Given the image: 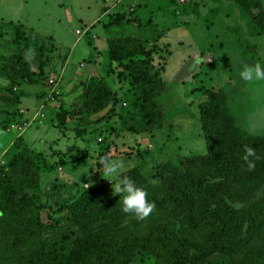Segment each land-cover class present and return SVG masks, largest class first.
I'll return each instance as SVG.
<instances>
[{"label":"rangeland","instance_id":"1","mask_svg":"<svg viewBox=\"0 0 264 264\" xmlns=\"http://www.w3.org/2000/svg\"><path fill=\"white\" fill-rule=\"evenodd\" d=\"M0 22V97L12 91L25 95L15 88L19 81L1 75L5 59L22 56L29 73L40 74L43 64L35 77L41 86H28V98L17 105L0 100V165L20 145L54 165L42 172L45 221L61 216L59 208L90 186L106 201L122 200L113 191L117 181L104 174L108 161H121L122 174L137 168L159 185L162 164L182 167L187 157L207 156L201 104L211 93L224 98L242 130L264 135V79L247 82L239 76L245 63L264 66V34L236 0H0ZM119 35L145 40L154 69L165 66L161 127L149 133L121 127V116L138 110L131 78L120 76L122 68L108 59L107 41ZM94 76L106 80L119 104L109 123L78 137L73 131L78 115L62 128L57 113L62 107L78 114L83 85ZM136 264L157 262L145 255Z\"/></svg>","mask_w":264,"mask_h":264},{"label":"trees","instance_id":"2","mask_svg":"<svg viewBox=\"0 0 264 264\" xmlns=\"http://www.w3.org/2000/svg\"><path fill=\"white\" fill-rule=\"evenodd\" d=\"M236 2L264 34V0ZM113 23L119 25L120 16ZM107 42L108 59L122 68L120 76L131 78L138 110L121 116L122 129L140 134L161 127L165 66L154 69L152 50L137 35H119ZM40 69L42 73L43 64ZM41 73H29L17 54L5 59L1 69L3 77L19 81L16 89L37 85L35 77ZM82 89L83 109L78 114L62 107L57 113L62 128L78 115L73 129L78 137L93 125L109 123L119 104L117 93L103 78L91 77ZM23 96L12 91L0 100L17 105ZM201 123L207 156L187 157L182 167L162 164L159 185H151L137 168L121 175L143 187L155 202L143 221L124 213L122 200H104L94 186L62 205L61 216L45 221L42 172L54 165L41 152L20 145L9 162L0 165V262L136 264L151 255L157 264H264V135L242 130L218 93L201 104ZM246 147L256 153L250 157L255 160L251 170L242 159Z\"/></svg>","mask_w":264,"mask_h":264},{"label":"clouds","instance_id":"3","mask_svg":"<svg viewBox=\"0 0 264 264\" xmlns=\"http://www.w3.org/2000/svg\"><path fill=\"white\" fill-rule=\"evenodd\" d=\"M239 76L243 81L252 82L255 80L264 79V66L259 64L242 65ZM255 149L246 147L245 155L242 157L244 163L249 170L255 167V160L250 157H255ZM123 164L119 160H112L105 163V175L111 180L117 181L114 186V194H119L122 197V211L126 214H132L138 220H145L153 212L156 207L154 201H150L148 193L143 187L137 184L129 177L124 176L121 179Z\"/></svg>","mask_w":264,"mask_h":264},{"label":"crops","instance_id":"4","mask_svg":"<svg viewBox=\"0 0 264 264\" xmlns=\"http://www.w3.org/2000/svg\"><path fill=\"white\" fill-rule=\"evenodd\" d=\"M104 12H105L104 14H108V13L110 12V10H106V11L104 10ZM0 26H3V23L0 22ZM97 51H98V50H97ZM60 78H61V77H60ZM26 86H27V87H26ZM28 86H34V85L23 84V85H21V86L19 87V89L22 90V91H24V94L26 95L27 92H26L25 89H29ZM37 86H41V85H40V84H37ZM25 95L22 97L21 101L24 100V99H26V98H28L30 94H28V95H26V96H25ZM15 108H16V107H15ZM17 108H18V107H17ZM25 131H26V129H24V131L22 132L23 135H25ZM57 141H58V140H57ZM60 143H61V142H60ZM80 145H81V144L78 143V146H80ZM59 146H60V144H59ZM59 146H58V147H59Z\"/></svg>","mask_w":264,"mask_h":264},{"label":"built area","instance_id":"5","mask_svg":"<svg viewBox=\"0 0 264 264\" xmlns=\"http://www.w3.org/2000/svg\"><path fill=\"white\" fill-rule=\"evenodd\" d=\"M78 33H80V31H78ZM51 81H52V80H51ZM51 81H50V82H51ZM51 83H53V82H51ZM57 83H58V82H57ZM57 83H56V87H57ZM56 93H57V92H56Z\"/></svg>","mask_w":264,"mask_h":264}]
</instances>
